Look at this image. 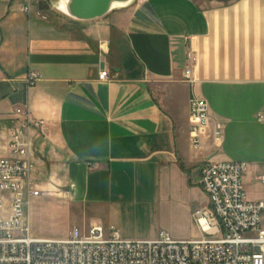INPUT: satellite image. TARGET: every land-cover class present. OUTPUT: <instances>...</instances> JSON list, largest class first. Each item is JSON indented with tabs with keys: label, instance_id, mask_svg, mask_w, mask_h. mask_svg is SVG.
<instances>
[{
	"label": "crops",
	"instance_id": "0c3cea01",
	"mask_svg": "<svg viewBox=\"0 0 264 264\" xmlns=\"http://www.w3.org/2000/svg\"><path fill=\"white\" fill-rule=\"evenodd\" d=\"M29 1L0 0V157L21 126L17 109L29 110L44 120L31 132L42 192L77 208L82 225L114 226L126 239L165 230L128 236L124 225L176 177L195 188L205 159L236 161L229 139L252 159L238 161L248 198L264 201V0H132L87 21L59 0L26 11ZM31 73L41 75L34 85ZM194 97L210 114L200 150L191 145Z\"/></svg>",
	"mask_w": 264,
	"mask_h": 264
},
{
	"label": "built area",
	"instance_id": "2783aa9c",
	"mask_svg": "<svg viewBox=\"0 0 264 264\" xmlns=\"http://www.w3.org/2000/svg\"><path fill=\"white\" fill-rule=\"evenodd\" d=\"M31 1L44 0H30L26 11ZM188 57L193 58L191 51ZM190 73L188 67V78ZM108 76L104 69L99 79ZM40 77L31 73L28 82L34 85ZM17 113L21 126L9 142L10 155L0 157V264H264V201L248 198L246 165L233 160L207 158L199 168L198 185L209 205L193 214L200 232L196 239H177L165 230L154 239H126L103 224L76 226L65 239L32 236L27 209L43 192L34 177L31 132L42 131L44 120L29 110ZM189 121L191 145L200 150L210 125L205 99H191ZM212 139L222 145V127L213 130Z\"/></svg>",
	"mask_w": 264,
	"mask_h": 264
},
{
	"label": "rangeland",
	"instance_id": "374dc122",
	"mask_svg": "<svg viewBox=\"0 0 264 264\" xmlns=\"http://www.w3.org/2000/svg\"><path fill=\"white\" fill-rule=\"evenodd\" d=\"M226 149L236 161L249 163L252 160L248 151L234 148L230 139ZM199 186L188 187L183 179L176 177L174 187L164 191L156 204L141 211L124 225L125 234H157L160 229H165L173 237H200L193 213L207 201V196L199 190ZM27 212L31 235L34 237L65 239L76 226L84 230L89 228V225H82L75 220L80 218L77 208H68L64 199L52 198L45 193L30 203Z\"/></svg>",
	"mask_w": 264,
	"mask_h": 264
},
{
	"label": "water",
	"instance_id": "95a60500",
	"mask_svg": "<svg viewBox=\"0 0 264 264\" xmlns=\"http://www.w3.org/2000/svg\"><path fill=\"white\" fill-rule=\"evenodd\" d=\"M62 0L58 1V4ZM65 1V9L62 11L69 17L87 21L104 17L113 10L124 7L132 2V0H63ZM60 7V5H58Z\"/></svg>",
	"mask_w": 264,
	"mask_h": 264
},
{
	"label": "bare ground",
	"instance_id": "6f19581e",
	"mask_svg": "<svg viewBox=\"0 0 264 264\" xmlns=\"http://www.w3.org/2000/svg\"><path fill=\"white\" fill-rule=\"evenodd\" d=\"M65 4H66L65 1L62 0V1L58 4V5H60L59 8H60L61 10H62V9H65Z\"/></svg>",
	"mask_w": 264,
	"mask_h": 264
}]
</instances>
